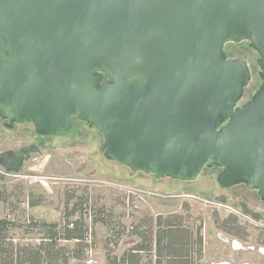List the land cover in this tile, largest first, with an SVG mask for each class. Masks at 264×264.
I'll return each instance as SVG.
<instances>
[{
  "label": "water",
  "instance_id": "1",
  "mask_svg": "<svg viewBox=\"0 0 264 264\" xmlns=\"http://www.w3.org/2000/svg\"><path fill=\"white\" fill-rule=\"evenodd\" d=\"M247 40L263 81L225 43ZM101 135L104 158L178 181L217 167L264 201V0H0V119Z\"/></svg>",
  "mask_w": 264,
  "mask_h": 264
},
{
  "label": "rangeland",
  "instance_id": "2",
  "mask_svg": "<svg viewBox=\"0 0 264 264\" xmlns=\"http://www.w3.org/2000/svg\"><path fill=\"white\" fill-rule=\"evenodd\" d=\"M223 48L229 58L244 59L251 71L241 104L261 83L259 56L247 41L228 42ZM72 124V132L60 140L35 137L32 124L7 128L0 119V217L8 216L20 226L11 231L15 241L36 240L35 230L26 231L28 218L60 223L65 209H72L75 203L79 206L87 197L89 208L104 206L115 226L111 234L102 224L89 222L92 247L87 258L67 264H105V246L120 255L130 246L128 232L134 225L148 217L171 214L181 215L188 227H201L199 264H264V201L255 190L243 184L221 188L216 181L217 167L203 168L188 182L132 172L104 158L97 129L76 118ZM36 140L40 147L29 151L19 170L5 169L11 150L29 148ZM186 190L192 194H182ZM31 202L39 204L30 206ZM234 216L237 226L232 225Z\"/></svg>",
  "mask_w": 264,
  "mask_h": 264
},
{
  "label": "trees",
  "instance_id": "3",
  "mask_svg": "<svg viewBox=\"0 0 264 264\" xmlns=\"http://www.w3.org/2000/svg\"><path fill=\"white\" fill-rule=\"evenodd\" d=\"M73 118L75 117L71 120ZM52 137L61 140L65 136ZM38 142L36 140L29 148L11 150L10 164L6 165L5 169L19 170L29 158V151L38 148ZM171 183L177 186V182ZM187 191L182 194H192ZM6 199L5 197L3 201ZM87 203L86 197L79 206L75 203L72 209H65L60 223L28 218L25 227L27 233L36 231L34 242L15 241L11 231L20 226L8 216L0 217V264H67L70 260L85 261L92 247L89 242L88 223L93 225L100 223L111 234L115 226L104 206L93 210ZM37 204L39 203L31 202L29 205ZM232 225L237 226L235 216ZM200 229V226L195 229L186 226L179 214L148 217L140 224L134 225L128 232V237L131 238L130 246L120 255H116L111 248L105 246V264H199L197 261L202 257ZM119 239L120 236H117V240ZM64 242H70L71 245H65Z\"/></svg>",
  "mask_w": 264,
  "mask_h": 264
},
{
  "label": "flooded vegetation",
  "instance_id": "4",
  "mask_svg": "<svg viewBox=\"0 0 264 264\" xmlns=\"http://www.w3.org/2000/svg\"><path fill=\"white\" fill-rule=\"evenodd\" d=\"M262 82H263V81L261 80V83H262ZM261 83H260V84H261ZM258 87H259V86H258ZM254 93H255V92H254ZM254 93H253V94H254ZM253 94H252V96H253ZM252 96H251V97H252ZM251 97H250L249 99H247L246 101L250 100V99H251ZM246 101H245V102H246ZM245 102H243V103H245ZM241 104H242V103H241ZM241 104H239V105H241ZM4 123H5V122H4V121H2V125H3ZM3 126H4V125H3Z\"/></svg>",
  "mask_w": 264,
  "mask_h": 264
},
{
  "label": "bare ground",
  "instance_id": "5",
  "mask_svg": "<svg viewBox=\"0 0 264 264\" xmlns=\"http://www.w3.org/2000/svg\"><path fill=\"white\" fill-rule=\"evenodd\" d=\"M261 251L264 253V248H262ZM220 264H226V263L224 262V263H220Z\"/></svg>",
  "mask_w": 264,
  "mask_h": 264
}]
</instances>
